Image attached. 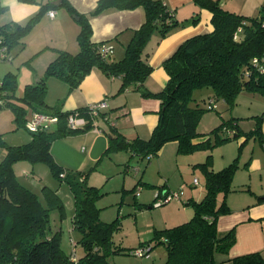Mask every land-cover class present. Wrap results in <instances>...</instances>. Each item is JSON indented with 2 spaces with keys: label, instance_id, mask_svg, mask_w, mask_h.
<instances>
[{
  "label": "trees",
  "instance_id": "obj_1",
  "mask_svg": "<svg viewBox=\"0 0 264 264\" xmlns=\"http://www.w3.org/2000/svg\"><path fill=\"white\" fill-rule=\"evenodd\" d=\"M19 1L39 3L38 0ZM194 2L211 12L213 30L185 39L163 60L162 66L168 74V80L160 91L153 92L144 86L145 79L152 71L149 60L155 44L174 30L199 21L198 12H194L190 19H178L163 0H97L89 15L78 13L67 0H61L60 7L78 16V51H57L56 56L46 65L43 76L34 83L25 84L22 96L14 95L15 79L12 74L0 80V108L10 106L17 121L24 119L25 127L35 112L57 117V121L52 122L54 126L48 124L37 132H31V139L24 144H7L0 133V145L5 149L4 157L0 160V264H107L106 256L110 253L120 252L121 249L131 253L135 248L148 247V254L159 243L166 249L165 264H220L229 260L232 264H264V256L259 251L232 258L221 257L235 243V228L231 227L221 233L217 221L221 215L231 212L226 195L232 190V179L238 168L237 158L218 170L211 168L208 160L200 163L205 171V191L199 200L189 201L193 209L191 218L157 230L156 236L145 245L126 248L114 244L112 239L117 219L104 222L99 217V207L94 202L101 195L99 187L87 185L86 177L80 171L68 179L69 174L51 153L53 141L78 131L97 128L95 122L104 117V113L103 108L93 113L90 104L66 111L48 105L45 99L47 78L55 77L72 90L94 68L120 79L117 93L131 88L142 96L160 101L159 118L149 138L128 139L118 130L112 129L104 154L125 151L129 153V159L133 156L150 159L169 141L177 142L178 152H187L197 147L213 146L210 142L211 133L215 135L216 143L241 136L238 119L233 118L220 121L208 133L199 132V119L204 108L193 104L194 93L202 88L211 89L208 99L214 105L212 108H215V101L219 99H223L229 106L234 105L241 91L264 95V1L255 16L232 12L220 0ZM137 7L144 9V21L132 30L124 55L115 60L111 56L112 52L104 53L102 46L107 45L106 42L91 40L89 16L107 9ZM55 8L54 0H47L41 4L40 13ZM2 10L3 7L0 12ZM38 16L31 17L25 25L12 22L0 24V40L7 54L4 60L9 58V51L14 44L24 43L23 37ZM154 35L158 39L150 49L148 45ZM254 59L257 61L254 62ZM14 99L22 100L26 107ZM27 112L30 113L28 118L25 117ZM73 112L86 119L83 127L68 126L67 117ZM244 135L245 140L254 137L264 142L258 123L253 130L244 132ZM204 136H207L204 140L193 142L194 138ZM19 161L45 163L53 177L59 179V182L66 180L68 183L74 206L72 229L79 233L76 241L71 240L69 253L61 246L62 229L60 226L53 227L51 221L53 210L57 211L59 221L66 217L63 200L48 185H43L37 193L20 182L14 169L15 163ZM125 165L127 170L129 162ZM138 170L136 168V172ZM142 185L149 183L142 182ZM219 194L222 196L220 201ZM137 202L135 194L133 204ZM143 205L146 204L138 203L139 207ZM77 244H81L84 249V253L78 257L75 253ZM72 248L76 260L71 259Z\"/></svg>",
  "mask_w": 264,
  "mask_h": 264
},
{
  "label": "rangeland",
  "instance_id": "obj_2",
  "mask_svg": "<svg viewBox=\"0 0 264 264\" xmlns=\"http://www.w3.org/2000/svg\"><path fill=\"white\" fill-rule=\"evenodd\" d=\"M225 4L231 9H243L257 13L261 0H225ZM37 50L38 47L33 42L16 43L9 51V58L0 61V80H3L7 74L13 75L15 96L23 95L25 84L32 83L34 77L31 79V75H34L39 66L44 68V65L40 63V53ZM51 91L52 89L46 94L49 99L54 98ZM210 93L211 89L209 88L198 89L194 93L195 101L193 104H198L199 107L204 108L198 124V131L202 133L210 132L219 124L222 116H226V110L222 107L209 108L208 96ZM14 100L19 105L26 107L22 100ZM215 103L220 104L219 100ZM108 111L115 112L113 110ZM25 115L28 118L30 113L27 112ZM112 118H116L115 113L112 114ZM98 120L99 125L105 130L109 128L107 121ZM23 121L24 119L16 120L15 112L10 106L5 105L0 108V133L7 144L20 145L30 140L32 134L24 126ZM48 124L55 125L52 122H48ZM109 133L108 131L95 133L88 129L69 134L53 141L51 153L55 161L69 174L68 179L72 178L73 173L80 171L85 175L87 185L99 187L101 195L94 201L95 205L99 207V217L104 222L117 219L113 226L112 239L114 244L126 248L145 245L148 240L156 236L157 230L180 224L191 218L193 209H186L185 200L192 193L198 196L199 193L204 194L205 191V171L200 163L208 160V165L214 170H218L224 164L223 159L226 158L227 161L229 156H231L229 163L237 158L240 165L244 164L245 158L250 154L264 156L262 153L264 148L261 147L257 139L252 138L239 147L238 139L216 143V137L211 133L210 142L213 146L197 147L191 151L178 152L177 142L169 141L162 146L157 155L150 159L146 157L139 159L133 156L121 162L117 158L120 154L115 152L103 153V142L109 140ZM92 147V154H90ZM4 154V146L0 145V160ZM208 154H210L209 158L207 157ZM126 161L130 165L127 170ZM29 165H31L30 162L21 161L14 166V169L22 177L21 169H28L29 171ZM33 166L34 170L30 179L40 182V186L45 185V181L53 184L59 180L52 176L45 163L39 162ZM136 168H139L137 172ZM245 171V167L242 166L237 168L236 173L245 177ZM194 178H198L199 183L194 185ZM142 182L149 183V185H142ZM59 183L61 184H59L58 192L65 205L66 217L62 220L63 222L59 221L57 211L53 210L51 211V221L53 227L60 226L62 229L61 246L69 253L71 250L69 236L71 235V239L73 237V240L76 241L79 238V233L73 231L71 234L66 230L74 212L73 196L66 180ZM257 184L259 182L256 178L255 185ZM163 190L181 191L180 198L174 197L164 202L161 198ZM159 192L161 193L159 194ZM135 194L138 202L133 204ZM221 199L222 196L219 194L218 201ZM141 201L145 202L146 205L139 207L138 203ZM75 253L77 257L84 253L81 244H77ZM106 260L107 264H165L166 249L162 243L155 244L151 251L145 255H138L127 252V249H121L120 252L108 254Z\"/></svg>",
  "mask_w": 264,
  "mask_h": 264
},
{
  "label": "crops",
  "instance_id": "obj_3",
  "mask_svg": "<svg viewBox=\"0 0 264 264\" xmlns=\"http://www.w3.org/2000/svg\"><path fill=\"white\" fill-rule=\"evenodd\" d=\"M38 1L39 3H27L19 0H0V8L3 7V10L0 12V24L12 22L25 25L31 17L38 14L37 21L31 26L30 30L23 37V40L26 43L33 42L38 47L37 51L40 53V63L44 65L45 68L48 62L56 56L57 51L65 50L72 53L78 51L79 45L77 35L80 26L77 21L78 19L73 17L64 7H60L61 0L59 6L56 5V8L52 9L55 13L53 17L49 16L47 11L40 13L41 4L45 3L47 0ZM56 1L57 0H54V3H56ZM67 1L78 13L85 15H89L97 3V0ZM163 1L168 8L174 11L178 19H190L194 15V12H198L199 21L194 25L188 24L174 30L166 37L160 39L157 44H155L158 39L157 35H154L151 39L148 48L151 49L155 44L149 60L152 71L145 79L144 86L153 92L160 91L168 80V74L162 66L163 60L185 39L196 34L213 30L211 12L207 8L199 7L195 4L194 0ZM262 1L264 0H261V3ZM220 3L226 9L237 14L255 16L258 13L248 12L243 9H231L226 7L225 0H220ZM144 16L145 12L142 7L123 10L107 9L97 15L89 16L92 29L91 40L94 42H106L108 46L112 47V58L118 60L124 55L125 45L132 34V30L137 29L142 24ZM44 68L39 66L34 75H31V79L34 77L32 83L43 76ZM52 78L47 79L49 82L47 91L52 89L51 92H53L54 98L49 99L45 97L47 104L50 106H58L61 110L66 111L106 99L107 106L103 108L104 117L98 119L107 121L109 128L105 130L99 125V120L97 119L98 121H96L95 124L98 126V129L96 131L91 129L95 133H100L101 131H108L111 133L112 129H116L128 139L135 137L147 139L150 137L153 128L157 124L160 101L153 97L142 96L138 91L132 90L131 88H126L123 92L117 93L120 86V79L118 77L109 76L101 70L94 68L85 76L79 86L72 90H69L65 82L57 78ZM219 102L220 104L215 103V106L217 108L222 107L226 110V116H222V120L230 118L235 120L238 119L237 125L241 131V136L237 139L240 144L242 143L241 145L239 144L240 147L250 139H255L251 137L245 140L244 132L253 130L257 123L260 124L262 137H264V95L255 92L241 91L236 97L234 105L229 106L223 99H219ZM108 110H113L115 112H109ZM113 113L116 114L115 119L112 118ZM110 133L109 137L111 136ZM206 137L207 136L194 138L193 142H200ZM108 141L107 139L103 142L104 148L107 146ZM258 142L261 147L264 148V142H260L259 140ZM92 150L93 147L90 154H92ZM160 151L161 150H159V152ZM115 153L120 154L116 156H118L117 158L121 162L129 158L128 152L118 151ZM230 159L231 156L228 157L227 161L226 158L225 160L223 159L224 164L222 167L226 166L227 163L229 164ZM20 162L21 161L15 163V165ZM239 163L238 167H245L246 175L245 177L244 175L239 176L236 173L237 170L235 171L231 183L232 190L226 195V201L231 212L221 215L217 221L218 231L221 233L229 230L231 227L235 228V243L231 246L228 253L221 257L226 256L232 258L256 251H259L261 255L264 256V156L250 154L245 158L243 165ZM33 165L32 163L29 165L30 173L28 169H21L20 173L22 177H20L16 171L15 172L20 182L29 189L39 193L43 185L40 186V182L30 179V175L34 170ZM254 178H257L259 184L255 185ZM44 183L59 194V184L61 183L58 181V184L56 182L50 184L48 181ZM167 191L168 190H163L162 193L159 192V194L161 193L163 195ZM202 196L203 194L200 193L198 196L192 193L190 197L185 200L184 204L186 209L192 208L190 204L188 205L191 199L199 200ZM140 203L145 202L141 201ZM66 230L71 234L74 231L72 229L71 218L70 224ZM69 238L70 244L73 237L71 239L70 235ZM66 253L68 252L66 251ZM220 264L232 263L229 260Z\"/></svg>",
  "mask_w": 264,
  "mask_h": 264
},
{
  "label": "built area",
  "instance_id": "obj_4",
  "mask_svg": "<svg viewBox=\"0 0 264 264\" xmlns=\"http://www.w3.org/2000/svg\"><path fill=\"white\" fill-rule=\"evenodd\" d=\"M47 13L51 17H53V15L55 14L52 9L48 10ZM234 37H236V35ZM102 49L104 50L105 54L113 51L112 47H110L108 45H103ZM5 58H7L6 47L2 44V41L0 40V60H4ZM256 61H257V59H254V62H256ZM106 106H107L106 99H103L101 101L90 104L91 111L93 113H96L98 108H104ZM213 106L214 105H212L210 103L209 108H212ZM55 121H57L56 116H49V115H45L42 113L35 112L32 114L31 118L27 121L26 128L30 132H37L40 129L46 127L48 122H55ZM85 123H86V119L84 117L80 116L77 112L76 113L75 112L70 113L67 117V124L71 128L83 127L85 125ZM97 129L98 128H95L94 130L96 131ZM60 176L63 177L64 174L61 173ZM196 183H198V179L194 178V184H196ZM180 194H181V191L180 192L179 191L167 192V193L161 195V198H162V201L165 202V201H167L171 198H174V197L180 198ZM148 249H149L148 247H139V248H135L134 250H132L131 253L138 254V255H145L147 253ZM73 251H74V249L72 248L71 259L76 260V257H75V254Z\"/></svg>",
  "mask_w": 264,
  "mask_h": 264
},
{
  "label": "water",
  "instance_id": "obj_5",
  "mask_svg": "<svg viewBox=\"0 0 264 264\" xmlns=\"http://www.w3.org/2000/svg\"><path fill=\"white\" fill-rule=\"evenodd\" d=\"M59 2H60V0H57L56 3H55V5L59 6ZM73 17H75L76 19H78V16H76V15H73Z\"/></svg>",
  "mask_w": 264,
  "mask_h": 264
}]
</instances>
